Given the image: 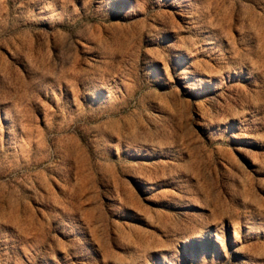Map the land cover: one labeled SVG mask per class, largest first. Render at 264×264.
Masks as SVG:
<instances>
[{"label": "rangeland", "instance_id": "rangeland-1", "mask_svg": "<svg viewBox=\"0 0 264 264\" xmlns=\"http://www.w3.org/2000/svg\"><path fill=\"white\" fill-rule=\"evenodd\" d=\"M0 264H264V0H0Z\"/></svg>", "mask_w": 264, "mask_h": 264}]
</instances>
